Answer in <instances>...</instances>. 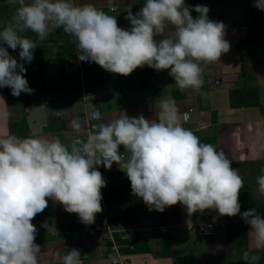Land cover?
Segmentation results:
<instances>
[{
    "label": "clouds",
    "instance_id": "9594fccd",
    "mask_svg": "<svg viewBox=\"0 0 264 264\" xmlns=\"http://www.w3.org/2000/svg\"><path fill=\"white\" fill-rule=\"evenodd\" d=\"M9 3L12 14L0 25V88H9L14 97L33 94L25 64L33 60L37 41L44 42L57 29L72 38L81 62L121 76L145 66L169 70L180 90L199 89L203 66L220 61L231 47L226 25L209 19L208 7L189 6L185 0H145L135 14L127 12L128 29L91 3ZM253 6L264 11V0H254ZM168 25L174 26V37L163 38ZM158 36L162 38L157 40ZM9 49L18 51V59ZM160 107L159 120L122 115L99 123L85 140L77 138L70 146L59 138H0V264H39L41 248L35 243L38 230L32 220L49 201L76 214L83 224H93L103 212L101 190L106 187L98 169L110 170L114 163L130 181L131 194L150 212L163 213L179 203L188 215L205 210L240 215L249 226L254 249L242 252L243 264H264V213L257 207L241 212L244 182L238 169L223 151L201 143L181 125L171 101H162ZM90 119L102 120L101 113L91 112ZM260 172L256 183L264 197V167ZM61 261L83 264L77 248Z\"/></svg>",
    "mask_w": 264,
    "mask_h": 264
},
{
    "label": "crops",
    "instance_id": "0c3cea01",
    "mask_svg": "<svg viewBox=\"0 0 264 264\" xmlns=\"http://www.w3.org/2000/svg\"><path fill=\"white\" fill-rule=\"evenodd\" d=\"M75 2L93 4L128 29L127 12L135 14L145 0ZM185 4L208 7L209 19L226 25L225 38L231 45L220 61L203 66L199 89H178L169 70L145 66L121 76L81 62L72 38L57 29L44 42L37 41L33 60L25 64L33 94L14 97L9 88H0V138H59L68 146L77 138L85 140L88 132L79 116L86 92L100 101V123L122 115L159 120L161 102L171 101L179 121L194 108L185 128L201 143L223 151L238 169L244 182L239 194L241 212L257 207L264 213V197L256 183L264 167V11L253 6L254 0H185ZM12 11L9 0H0V25ZM174 31L168 25L163 38L174 37ZM26 35L36 39L34 33ZM9 53L18 59V51L9 49ZM102 170L106 177L101 190L103 212L93 224H83L76 214L51 201L32 220L38 230L35 243L41 248L39 264H62L61 257L71 248L80 250L83 264H112V244L125 264H243L242 252L254 250L249 226L240 215L219 216L214 210L188 215L179 203L163 213L150 212L131 194L130 181L115 163L110 170ZM208 220L224 222L225 228L201 237L197 226ZM162 227L169 231L160 233Z\"/></svg>",
    "mask_w": 264,
    "mask_h": 264
},
{
    "label": "built area",
    "instance_id": "2783aa9c",
    "mask_svg": "<svg viewBox=\"0 0 264 264\" xmlns=\"http://www.w3.org/2000/svg\"><path fill=\"white\" fill-rule=\"evenodd\" d=\"M111 9L115 10L116 7L114 5H111ZM219 81H216L215 84L219 85ZM84 110L80 114L79 119L82 125H84L87 129L88 135H90L92 132L96 130V126L100 123V121L92 120L90 119V113L93 111H99L102 116V112L100 110V101L98 99L91 98L90 93L86 92L84 93ZM194 112V108H189L188 111H186L181 121V125L185 128V124L188 123L191 120L192 113ZM102 175L103 178L106 179L104 172L102 170V166L98 169ZM225 228V223L215 220H208L206 222H203L197 226V232L201 237H209L215 233L218 229ZM160 233H166L169 231L168 228L162 227L159 229ZM109 258L112 262V264H125V261L121 258L119 255V252L117 250V247L112 244L109 251Z\"/></svg>",
    "mask_w": 264,
    "mask_h": 264
}]
</instances>
